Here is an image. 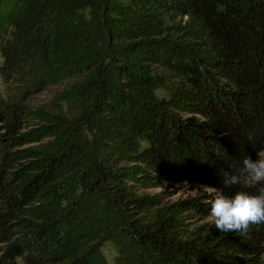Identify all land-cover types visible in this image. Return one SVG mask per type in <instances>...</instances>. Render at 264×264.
I'll return each instance as SVG.
<instances>
[{"label": "trees", "instance_id": "obj_1", "mask_svg": "<svg viewBox=\"0 0 264 264\" xmlns=\"http://www.w3.org/2000/svg\"><path fill=\"white\" fill-rule=\"evenodd\" d=\"M0 59L22 90L0 98V264H110L107 243L114 264H260L264 224L184 235L211 202L162 206L133 184L264 186L224 182L264 151V0H0ZM159 70L176 76L164 98ZM56 78L79 115L22 134L19 96Z\"/></svg>", "mask_w": 264, "mask_h": 264}, {"label": "rangeland", "instance_id": "obj_2", "mask_svg": "<svg viewBox=\"0 0 264 264\" xmlns=\"http://www.w3.org/2000/svg\"><path fill=\"white\" fill-rule=\"evenodd\" d=\"M2 65L3 61L0 59V67ZM159 72L166 78V83L162 84V87L157 92V95L159 98H164L168 96V88L170 85L176 82V76L163 70H159ZM17 80L13 81L12 87H7L0 77V98L4 100L14 99L19 92H22L20 86L15 87L19 84ZM45 87L46 86L37 87V90L30 91L29 93L24 92L23 96H19L20 101L24 102L25 107L27 108L22 134L30 133L34 135V131L41 129L43 123L37 119V116L40 114L48 113L51 115L73 118L80 113L81 105L78 101L71 99L69 95V83L67 80L56 78L50 86L46 87V89ZM49 139L50 138H45L43 143L29 144L22 149L38 148L44 143L50 141ZM133 185H135L133 192L136 195L139 197L158 196L162 200V206L172 205L179 201L194 199L206 204L211 202V200L203 197L204 193L210 195L212 193L210 190L187 182H163L158 186L152 187H144L137 183ZM191 213L194 215H191L188 219L184 220V222L187 223L186 226L182 227L184 235L195 230H201L203 233L216 230L214 220L206 219L209 216H200L195 211H192ZM136 214L138 215L137 218H142L146 222H151L154 219V212L145 214L140 211H136ZM103 253L107 257L109 263L114 264V258L118 255V251L115 246L110 243L105 244L103 247ZM17 262L18 264H25L22 259H18Z\"/></svg>", "mask_w": 264, "mask_h": 264}, {"label": "clouds", "instance_id": "obj_3", "mask_svg": "<svg viewBox=\"0 0 264 264\" xmlns=\"http://www.w3.org/2000/svg\"><path fill=\"white\" fill-rule=\"evenodd\" d=\"M256 157L244 158L242 167L236 173H225V184L241 185L255 181L264 185V151L258 152ZM211 191L214 199L206 219H213L215 228L221 233L246 235L253 225L264 224V186L259 187L258 194L237 191L233 196H228L215 188H211ZM260 264H264V254L260 256Z\"/></svg>", "mask_w": 264, "mask_h": 264}]
</instances>
